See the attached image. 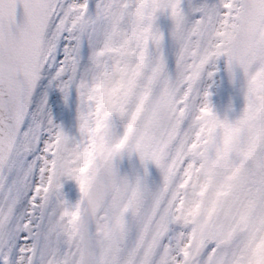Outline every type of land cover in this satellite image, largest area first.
Returning <instances> with one entry per match:
<instances>
[{
    "label": "snow or ice",
    "instance_id": "obj_1",
    "mask_svg": "<svg viewBox=\"0 0 264 264\" xmlns=\"http://www.w3.org/2000/svg\"><path fill=\"white\" fill-rule=\"evenodd\" d=\"M0 264H264V0H0Z\"/></svg>",
    "mask_w": 264,
    "mask_h": 264
}]
</instances>
